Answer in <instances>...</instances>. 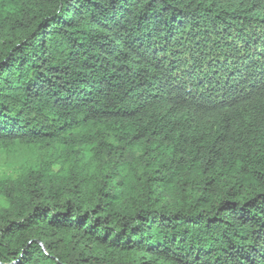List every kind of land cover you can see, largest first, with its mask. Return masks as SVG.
<instances>
[{
  "label": "trees",
  "instance_id": "obj_1",
  "mask_svg": "<svg viewBox=\"0 0 264 264\" xmlns=\"http://www.w3.org/2000/svg\"><path fill=\"white\" fill-rule=\"evenodd\" d=\"M0 264H264V0H0Z\"/></svg>",
  "mask_w": 264,
  "mask_h": 264
},
{
  "label": "rangeland",
  "instance_id": "obj_2",
  "mask_svg": "<svg viewBox=\"0 0 264 264\" xmlns=\"http://www.w3.org/2000/svg\"><path fill=\"white\" fill-rule=\"evenodd\" d=\"M0 203H3L1 198H0Z\"/></svg>",
  "mask_w": 264,
  "mask_h": 264
}]
</instances>
